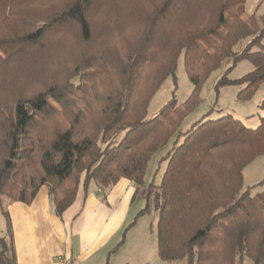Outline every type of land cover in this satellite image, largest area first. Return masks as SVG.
Listing matches in <instances>:
<instances>
[{
	"label": "trees",
	"instance_id": "trees-1",
	"mask_svg": "<svg viewBox=\"0 0 264 264\" xmlns=\"http://www.w3.org/2000/svg\"><path fill=\"white\" fill-rule=\"evenodd\" d=\"M116 2L0 0V264L16 263L8 203L30 204L46 185L61 215L81 188L87 195L93 184L109 188L122 178L144 192L139 215L158 211L162 260L264 264V192L244 187L245 167L264 154V115L256 128L226 114L180 129L225 61L232 66L217 92L238 84L237 97L247 101L264 83V16L262 26L255 15L246 20V0H148L127 10L138 11L139 28L118 31ZM70 35L82 47L70 46ZM72 54L81 59L78 71L94 68L77 86L68 81ZM182 54L192 92L181 103L174 93L147 119L158 89L176 80ZM242 60L254 69L229 78ZM32 83L43 87L26 93ZM260 106L264 111V100ZM172 140L161 183L146 186L150 160Z\"/></svg>",
	"mask_w": 264,
	"mask_h": 264
},
{
	"label": "rangeland",
	"instance_id": "rangeland-1",
	"mask_svg": "<svg viewBox=\"0 0 264 264\" xmlns=\"http://www.w3.org/2000/svg\"><path fill=\"white\" fill-rule=\"evenodd\" d=\"M53 1V0H51ZM59 1V0H55ZM117 1V7L115 8V15L119 18V25H113V30L124 31V30H136L139 28V23L136 20L138 17V11L129 12L128 7L135 5L140 8L141 4L148 0H115ZM143 7V5L141 6ZM101 8V7H100ZM100 10V13L104 11ZM134 8V7H133ZM106 12V11H104ZM141 13V12H140ZM258 19V24L263 25V22L259 19L264 16V1L262 0H246L245 5V18L251 22L252 16ZM104 29V28H103ZM72 34V33H71ZM105 33L103 36L108 35ZM102 37V36H101ZM50 38V37H49ZM70 46L74 47L77 42L73 36H69ZM54 43L58 45L59 38H54ZM97 45L102 42L98 41ZM101 39V38H100ZM251 39L240 41L236 46L235 50H241L244 45ZM53 37L50 38L52 44ZM264 41V40H263ZM54 45V46H55ZM63 45V43H62ZM59 46V48H62ZM78 47H82L79 44H75ZM84 45V44H83ZM94 45V44H93ZM87 46V45H84ZM87 47H91L87 46ZM94 47V46H93ZM75 55V54H74ZM72 54V57H74ZM71 57V58H72ZM77 59H79L77 57ZM79 60L75 57L71 62L72 75L68 77L69 84L77 86L82 81V76L94 71L93 69L81 68L80 71L76 69V65L79 64ZM231 62L225 61L221 67L211 72L209 77L205 80L201 88L202 102L198 108L192 112L181 126V130L185 131L189 129L193 122L198 121L202 117L206 116L209 119H216L226 114H232L235 118H240L244 121L245 125L250 128H256L261 123V118L264 115V111L261 108V103L264 100V83L258 88L255 95L247 101H242L237 97V93L242 88L241 85L233 84L227 85L220 88L217 92L215 85L217 81L223 76L226 69L231 65ZM78 68V69H79ZM73 69H75L73 71ZM254 69V65L249 60H242L231 68L228 73V77L232 79L240 78L247 72ZM78 71V74L74 75ZM62 81L61 79H57ZM36 85V86H35ZM43 86H37V83L26 86V93H34L42 89ZM193 84L189 79L186 66H185V55L182 54L179 57L178 65L176 69V80L172 77H168L161 87L158 89L156 94L150 101L148 107L147 119H151L157 115L159 110L172 98L175 93L178 103L183 102L192 92ZM28 95V94H27ZM52 102L54 100L50 98ZM56 105L57 103L54 102ZM58 105V104H57ZM248 116V117H247ZM173 140L167 145L159 149L150 160L148 165L145 184L146 186L154 183L159 185L162 180L163 173L166 169L168 160L164 157L173 149ZM244 187H253L252 193L257 194L264 192V154L255 158L250 164L244 169ZM5 203L9 200L5 199ZM146 206V198L143 191H140L134 197L131 206L127 212L128 220L124 224L119 234L124 240L121 243L119 251L113 254L108 264H119L124 260H131L134 264H182L181 262H166L159 256L158 251V239H157V223H158V211L153 208L151 211L139 215V212ZM4 210V208H2ZM1 210V211H2ZM123 215V214H122ZM121 217V216H120ZM117 215H115V220ZM6 233V219L0 214V234ZM93 260V259H92ZM90 260L87 264H93ZM250 263V260H247Z\"/></svg>",
	"mask_w": 264,
	"mask_h": 264
},
{
	"label": "crops",
	"instance_id": "crops-1",
	"mask_svg": "<svg viewBox=\"0 0 264 264\" xmlns=\"http://www.w3.org/2000/svg\"><path fill=\"white\" fill-rule=\"evenodd\" d=\"M136 194L134 182L122 178L109 188L93 184L87 195L81 188L61 215L53 211L46 185L30 204L8 203L15 264H87L92 259L93 264H108L124 240L117 234L128 220ZM134 263L124 260L119 264Z\"/></svg>",
	"mask_w": 264,
	"mask_h": 264
}]
</instances>
